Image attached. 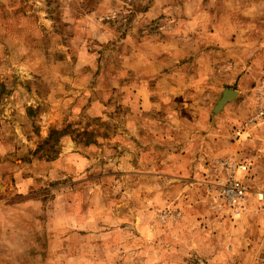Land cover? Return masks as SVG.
<instances>
[{
    "label": "rangeland",
    "instance_id": "1",
    "mask_svg": "<svg viewBox=\"0 0 264 264\" xmlns=\"http://www.w3.org/2000/svg\"><path fill=\"white\" fill-rule=\"evenodd\" d=\"M226 2L0 0V264H264V127L235 135L264 63Z\"/></svg>",
    "mask_w": 264,
    "mask_h": 264
},
{
    "label": "crops",
    "instance_id": "2",
    "mask_svg": "<svg viewBox=\"0 0 264 264\" xmlns=\"http://www.w3.org/2000/svg\"><path fill=\"white\" fill-rule=\"evenodd\" d=\"M230 2H232V0H230ZM230 2L228 3L226 2L224 4L231 5L233 2L232 3ZM227 9L228 10H225L224 14L226 15L234 14L237 16V18L239 16H242L244 18V20L241 19L240 21V19H238L237 21L231 23L230 25L227 24V26L231 27V30H234L235 34L243 33L246 35L247 47L250 50V54H247V57H248L247 59L249 60L248 62H252L253 64L249 67L250 69L248 70L249 74L247 72L246 76L255 77L254 64L256 63L260 64L261 62L264 63V0H251V3H248L247 5L242 4L240 6H230ZM215 32L217 33V29H215ZM235 39L236 38L233 39V36H232L231 40H228V41L225 39L221 40V46L219 47L235 46L236 44H238V42H240V41H235ZM210 52L214 53L215 55H219L213 50H210ZM262 73L264 74V70L262 71ZM201 76L202 75H199V77ZM194 80H196V78H194ZM198 82L200 83V80ZM153 90L154 89L152 88L149 93L153 100L152 105H155L154 103L155 99H153V97L155 96V93L157 92ZM224 107L225 105L223 106L222 109H224ZM214 108L212 109L213 113H214ZM191 120L190 122H192V124L194 125L199 124L201 127H206L207 129L209 128L208 126H210L212 123V120L209 117L205 118V117H202V115L200 116V118L191 119ZM152 156H153V153H152ZM254 238L256 239L255 236Z\"/></svg>",
    "mask_w": 264,
    "mask_h": 264
},
{
    "label": "built area",
    "instance_id": "3",
    "mask_svg": "<svg viewBox=\"0 0 264 264\" xmlns=\"http://www.w3.org/2000/svg\"><path fill=\"white\" fill-rule=\"evenodd\" d=\"M256 126L264 127V84L255 93L253 113L237 127L235 135L241 138ZM221 165L225 169L227 177L226 180H220L216 183L219 197L231 207H239L247 201L246 194L248 192L239 179V173H246L249 170V164L247 162L237 164L226 160Z\"/></svg>",
    "mask_w": 264,
    "mask_h": 264
},
{
    "label": "water",
    "instance_id": "4",
    "mask_svg": "<svg viewBox=\"0 0 264 264\" xmlns=\"http://www.w3.org/2000/svg\"><path fill=\"white\" fill-rule=\"evenodd\" d=\"M238 92L233 89H226L223 92L222 98L218 100L217 105L214 108V113L218 112L223 108V106L230 100H232L235 96H237Z\"/></svg>",
    "mask_w": 264,
    "mask_h": 264
}]
</instances>
